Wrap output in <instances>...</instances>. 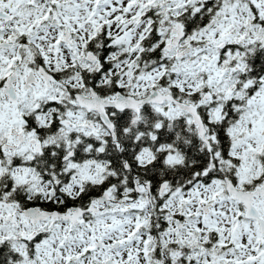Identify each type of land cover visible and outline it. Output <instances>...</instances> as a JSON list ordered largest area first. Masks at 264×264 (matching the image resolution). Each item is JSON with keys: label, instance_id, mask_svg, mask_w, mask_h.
Segmentation results:
<instances>
[{"label": "snow or ice", "instance_id": "1", "mask_svg": "<svg viewBox=\"0 0 264 264\" xmlns=\"http://www.w3.org/2000/svg\"><path fill=\"white\" fill-rule=\"evenodd\" d=\"M0 264H264V0H0Z\"/></svg>", "mask_w": 264, "mask_h": 264}]
</instances>
